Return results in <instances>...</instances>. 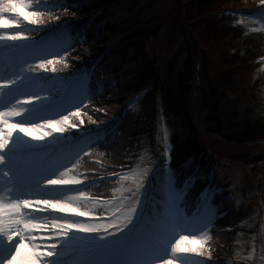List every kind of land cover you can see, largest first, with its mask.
<instances>
[{
  "label": "rangeland",
  "instance_id": "1",
  "mask_svg": "<svg viewBox=\"0 0 264 264\" xmlns=\"http://www.w3.org/2000/svg\"><path fill=\"white\" fill-rule=\"evenodd\" d=\"M193 1L117 0L108 9L111 10V17L117 18L122 25V40L131 47L144 49L147 52L146 58L155 63L160 76L153 91L156 94V106L160 108L157 116L156 153L147 152L140 164L117 173V185L113 190L116 198L130 196L131 191L128 189L136 190L137 178L143 184L137 193L140 203L134 218L135 224L125 231L123 237L118 238L130 245L145 238V224L149 223L148 216L155 218L157 205L163 208L162 212L165 210L173 215L181 214V220H184L179 205L172 207L156 201L151 194L152 186L159 184L168 201L169 181L174 180L168 159L172 149L170 140L172 133L180 129L178 138L184 144L181 146L187 148L190 151L189 157L195 160L193 178L200 173V158L204 163L207 162L209 172L198 174L207 178L202 186L203 195L206 194L209 199L213 192L222 190L227 196L233 194L230 200L235 207L249 208L251 211L248 212L250 218L244 221L249 234L245 236L244 233H238L233 254L226 257L224 255L225 259L228 257L227 259L237 260L238 263L228 260L224 263L264 264V47L261 57L253 60L254 57H248L247 43L242 40H253L246 38L249 32L257 34L264 30V5H260L259 0H226L221 8L207 13L199 7L200 3L192 4ZM230 15V21L243 28L237 36H227L224 32L223 27L228 18L223 16ZM36 27L38 26L31 29ZM25 31L33 33L32 35L37 32ZM51 39L53 38H44L35 44L47 46L54 41ZM8 43L15 45L18 42ZM3 58V42H0V76L4 75ZM86 80L85 75L79 74L64 93L78 90L85 97ZM62 81L58 77L54 80L56 85H61ZM219 90H223V95H219ZM179 106L185 117L177 116ZM166 113L169 114L165 115ZM72 119L79 122L76 117ZM109 121H95L67 131L64 135H69L65 140L69 150L58 154V158H71L72 152L77 148L90 144L96 135L94 131L105 130L110 125ZM191 125L194 129L189 131V128L192 129ZM75 133L80 138L78 141L70 138ZM47 139L51 143L52 138ZM195 153L198 154L194 156ZM161 171H165V174L160 175ZM75 173L83 175L81 172ZM232 174L235 180H231ZM95 186L96 184L90 185L91 188ZM147 208L151 215L146 214ZM252 208L255 210H251ZM157 217L159 220L156 221L159 222L162 216ZM214 219L215 207H202L200 223L210 224ZM191 222L187 221L188 224ZM188 224L185 223V226ZM254 225L259 227H256L255 232L252 230ZM176 231L179 232L180 229L177 228ZM208 237L206 247L209 250L211 231L208 232ZM85 238L95 239L94 236ZM134 258L131 255L110 256L101 253L97 260ZM181 259L186 264H206L210 260L215 264L216 260L222 258L216 259L210 252V256H205V259L195 255Z\"/></svg>",
  "mask_w": 264,
  "mask_h": 264
},
{
  "label": "snow or ice",
  "instance_id": "2",
  "mask_svg": "<svg viewBox=\"0 0 264 264\" xmlns=\"http://www.w3.org/2000/svg\"><path fill=\"white\" fill-rule=\"evenodd\" d=\"M259 3L264 5V0ZM69 6L61 0H0L4 50V75L0 76V264H186L181 257L210 256L208 223H200L201 208L210 207L206 194L189 218L190 224L185 226L178 213L164 215L150 235L130 245L118 236L123 237L135 224L140 203L137 193L143 187L139 179L135 191L128 189L130 196H93L85 184L104 178L90 179L74 172L82 155L92 154V145L77 148L71 158H57L69 150L64 134L84 124L81 107L88 97L78 90L59 95L56 85L35 88L38 77L33 73H56L58 63L66 64L63 57L70 45L59 46L54 41L47 46L30 44L28 41L36 38L22 25L42 26L59 20L53 11L66 12ZM31 30L38 32L39 28ZM42 113L52 114V118ZM111 177L117 178V174ZM181 195L170 180V206L178 207ZM100 253L135 258H92Z\"/></svg>",
  "mask_w": 264,
  "mask_h": 264
},
{
  "label": "trees",
  "instance_id": "3",
  "mask_svg": "<svg viewBox=\"0 0 264 264\" xmlns=\"http://www.w3.org/2000/svg\"><path fill=\"white\" fill-rule=\"evenodd\" d=\"M116 1L62 0L61 3L70 5L68 10H54L53 15L59 16L60 19L49 20L43 25L48 27L53 23H65L69 28L70 47L67 48V55L63 57L66 64L56 65L57 73L72 75L80 69L92 70L90 98L86 107L81 110L85 119L83 125L92 124V121L114 119L113 129L95 148L98 152L93 151L84 158L86 168L83 169L87 170L131 165L145 150L154 145L156 108L153 91L159 79L158 70L155 63L146 58L147 52L144 49L131 47L122 40V25L117 18L111 17V10H108ZM224 1L226 0H194L192 4L200 3L203 7H199L209 13L221 8ZM223 29L227 36L238 34L228 22ZM28 34L33 36V33ZM256 43L258 45H255ZM256 43L248 42V57L256 56L263 50V45ZM147 89L149 92L134 107L138 108L136 112H132V108L124 110L131 98ZM182 144L174 142L176 148L173 154V168L178 180L187 173L189 152L181 146ZM90 159L95 162L102 161V166L94 164ZM197 194V185L188 190L184 204L188 210L193 207ZM215 204L220 210L229 213L225 219L216 221L208 242L212 256L220 259L224 255L233 254L236 235L242 225L245 226L244 221L251 211L249 208L239 209L233 206L232 202L224 197H216ZM226 225L231 226V233L221 230Z\"/></svg>",
  "mask_w": 264,
  "mask_h": 264
}]
</instances>
